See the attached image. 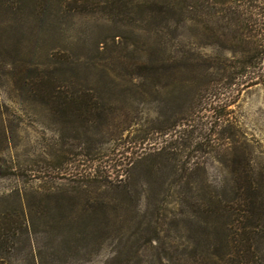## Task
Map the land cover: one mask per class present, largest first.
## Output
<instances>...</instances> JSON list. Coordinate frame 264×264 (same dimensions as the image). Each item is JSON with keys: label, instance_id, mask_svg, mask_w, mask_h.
<instances>
[{"label": "rangeland", "instance_id": "1", "mask_svg": "<svg viewBox=\"0 0 264 264\" xmlns=\"http://www.w3.org/2000/svg\"><path fill=\"white\" fill-rule=\"evenodd\" d=\"M20 23L33 43L0 48V264H159L158 241L179 236L172 170L199 159L219 182L234 134L264 172V84L240 81L190 107L178 64L107 57L111 38L143 33L101 14ZM55 32L68 43L52 55L36 42ZM84 95L97 106L81 107ZM100 203L128 218L103 223Z\"/></svg>", "mask_w": 264, "mask_h": 264}, {"label": "trees", "instance_id": "2", "mask_svg": "<svg viewBox=\"0 0 264 264\" xmlns=\"http://www.w3.org/2000/svg\"><path fill=\"white\" fill-rule=\"evenodd\" d=\"M60 13L101 14L131 33L145 34L111 38L115 51L107 57L178 64L184 73L181 88L193 97L190 107L240 81L264 84V0H0V20L8 18L4 25L0 21V48L11 42L16 49L33 43L28 32L17 29L22 19ZM56 32L36 42L49 46L52 55L68 43ZM116 37H121L119 42ZM131 46L134 51H126ZM207 49L212 53H205ZM79 99L86 109L97 106L88 96ZM233 135L217 161L222 170L219 182L209 180L206 163L199 159L185 163L180 172L172 170L180 186L179 211L173 218L179 236L177 242L171 235L158 241L159 264H264V172L253 165L249 145ZM204 144L203 148L210 143ZM94 208L105 224L128 218L123 207L100 203Z\"/></svg>", "mask_w": 264, "mask_h": 264}]
</instances>
